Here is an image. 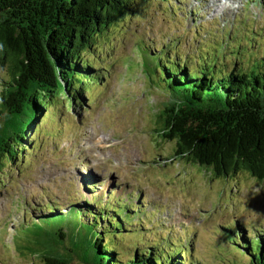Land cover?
Wrapping results in <instances>:
<instances>
[{
  "label": "rangeland",
  "instance_id": "obj_1",
  "mask_svg": "<svg viewBox=\"0 0 264 264\" xmlns=\"http://www.w3.org/2000/svg\"><path fill=\"white\" fill-rule=\"evenodd\" d=\"M204 1L138 0L81 55L100 69V83L86 85L75 107L63 97L54 101L29 138L34 150L0 173V264H41L19 247L44 205L69 212L71 205L118 201L121 213L128 214L125 203L145 213L126 218L132 230L116 241L124 261L160 238L171 250L174 236L183 245L193 237L196 264H250L243 238H264V184L245 172L215 179L183 158L169 162L174 144L154 131L167 99L146 74V51L177 40L172 48L192 62L254 70L253 60L264 56V0H232L231 8L210 11ZM6 77L0 68V85Z\"/></svg>",
  "mask_w": 264,
  "mask_h": 264
},
{
  "label": "trees",
  "instance_id": "obj_2",
  "mask_svg": "<svg viewBox=\"0 0 264 264\" xmlns=\"http://www.w3.org/2000/svg\"><path fill=\"white\" fill-rule=\"evenodd\" d=\"M137 1L0 0V68L7 72L0 85V173L34 150L35 139L29 138L54 101L63 97L75 107L86 85L100 83V69L81 55L121 15L131 14ZM175 41L161 52L146 51L144 61L153 86L167 99L154 130L174 144L167 161L183 158L215 179L245 172L264 184V56L253 60L255 70L224 68L218 59L200 64L180 55L178 45L172 48ZM156 54L160 60L154 62ZM124 205L128 214L113 205L86 210L71 205L69 212L44 205L19 248L41 264H196L193 237L183 245L174 236L167 243L171 250L160 238L153 246L135 247L124 261L116 241L132 230L126 218L137 212L135 205ZM138 209L137 216L145 214ZM243 239L250 264H264V238Z\"/></svg>",
  "mask_w": 264,
  "mask_h": 264
},
{
  "label": "bare ground",
  "instance_id": "obj_3",
  "mask_svg": "<svg viewBox=\"0 0 264 264\" xmlns=\"http://www.w3.org/2000/svg\"><path fill=\"white\" fill-rule=\"evenodd\" d=\"M230 1H232V0H212V3H210V0H205L204 1V3H205V9L207 11H210V10L216 9L217 7L218 8L220 7L221 9L224 10L223 6H230V8H231V6L234 3L238 2V1H236V2L230 3ZM216 2H217V4H216ZM209 6H210V8H209Z\"/></svg>",
  "mask_w": 264,
  "mask_h": 264
}]
</instances>
